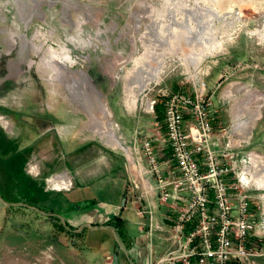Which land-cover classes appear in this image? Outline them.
<instances>
[{
  "label": "rangeland",
  "instance_id": "374dc122",
  "mask_svg": "<svg viewBox=\"0 0 264 264\" xmlns=\"http://www.w3.org/2000/svg\"><path fill=\"white\" fill-rule=\"evenodd\" d=\"M263 33L264 0H0V108L10 123L9 130L0 125V210L8 203L6 213L0 212V264H83L78 239L72 242L54 221H37V215L21 205L37 195L39 181L26 172L28 162L31 167L42 159L49 169V163L68 160V144L63 136L57 140L56 131L57 143L38 142V123L52 120L40 119L43 115H60L59 125L69 126L72 115L84 125L81 117L86 114L90 128L99 135L96 130L102 126L104 137L109 117L98 116L102 104L117 133L115 144L99 135L101 141L129 161L119 142L133 157L145 138L153 144L163 140L162 148L167 146L158 113L146 111L149 101L161 96L163 104V95L170 91L191 93L193 84L203 83L211 94L213 126L217 129L222 122L234 130V116H253L247 140L252 135L250 147L261 148L264 126L255 124L264 113ZM74 45L87 50H75ZM49 47L56 50V58L66 49V68L51 61ZM237 65L253 69L251 86H241L244 77H230V68ZM216 73L221 75L214 82ZM231 81L237 82L233 86ZM224 87L220 101L217 95ZM111 107L115 116L121 113L123 131L129 128L126 137ZM136 114L140 118L135 121ZM152 121H159L158 126ZM257 150L255 155L264 161V150ZM129 215L136 217L132 211ZM102 238L101 229L87 231L88 245ZM104 259L112 264L111 255Z\"/></svg>",
  "mask_w": 264,
  "mask_h": 264
},
{
  "label": "crops",
  "instance_id": "0c3cea01",
  "mask_svg": "<svg viewBox=\"0 0 264 264\" xmlns=\"http://www.w3.org/2000/svg\"><path fill=\"white\" fill-rule=\"evenodd\" d=\"M246 67L248 65H237L230 68L233 71L230 77H244L240 79L245 81V84L241 86H251L253 81V69ZM238 71H244L245 74H242V72L238 74ZM216 74L214 82L219 80L221 75V73ZM231 82L234 86L237 81ZM240 83L241 81H238V84ZM219 85H221V81L217 82L213 93L218 89ZM233 86H231V89ZM237 88L235 87V91H237ZM224 94L226 95L225 87L217 95L220 101L224 100ZM98 95L102 99V93H98ZM109 96L110 99L113 97L112 94ZM111 112L115 116V110L113 108ZM126 114L128 115V113ZM0 115L5 118L4 124L2 123L3 117L0 116L1 127L9 130L10 123L7 115L1 112ZM120 115L121 113L115 116L118 122V130L122 131L121 134L126 137L130 130L126 127L127 132L125 131V133L123 131L125 124H122L118 120ZM98 116H102V119L109 117L106 124L108 128H104V137L107 138L108 144H115L117 132L110 120V115L104 112V106L102 104L100 105V115ZM48 117L52 119L51 122L40 121L38 123L40 125L36 128L37 140L38 142H40V139L46 140L45 144L57 143L54 135H57V140H60V137L62 138L63 136L64 143L66 142L69 147L67 150L68 160L59 164L55 161L49 163L51 164L49 169L44 162L43 164L41 163L42 159L37 164L32 163L31 167H29L30 163L28 162L26 172L28 175L29 173H33L34 179L39 182L35 190V194H37L36 198L34 197L35 200L32 203H24L23 201L21 203L22 207L25 205L31 213L36 214L37 221H43V223L54 221L57 226H61L62 232L68 234L72 242H76L75 239H78V249L83 264H107L104 259L105 255H111L113 259L115 252L117 254L116 264L154 263L164 253L168 245L166 235L167 225L170 222L168 216L170 214H168L167 207L158 202L152 178L147 173H144L147 168L145 162L141 159L138 160L139 154L137 152H135V157H133L132 152L129 149H124L121 142L118 143L117 147H120L125 152L129 161L125 159L122 152L107 149L100 138V136L103 137V127L100 126L101 128L96 130L99 136L90 128V119L86 114L85 117H81V119L84 118V121H86L84 125L81 122H77L76 116L73 115L74 122L71 120L72 118H68L71 120L69 126L59 125L60 115L56 116L58 119L44 115L42 118H39L45 119ZM245 117L246 121L248 120L247 123L245 119L242 118V120L235 116L234 121L240 123L241 126H245L251 133L255 123L253 116L245 115ZM133 118L136 121L140 116L136 114L133 115ZM120 119H123L122 116ZM223 120L226 119L223 118ZM260 125L264 126V113L257 119L255 127ZM137 128L138 126H135L134 131ZM214 129H216L215 126ZM54 131H56V134L53 135ZM251 139L252 135L249 141L247 140L243 147L239 149L238 157L234 161V168L235 172L240 175L241 170L244 169L246 159L251 155L250 181L246 190L252 196V207H254L256 215V231H258L259 235L252 233L249 242L252 245L264 247V193L260 192L261 189H264V161L260 160L254 153L258 148H254L253 150L250 147ZM126 141L130 142L128 139ZM162 143L163 140L160 143L154 142V146L162 155L163 160L170 155V148L168 142L167 146L162 148ZM260 145L261 148L257 151L264 150V133L261 136ZM29 154H34L33 149L29 151ZM50 154L52 153H47L46 156ZM131 162L134 163L131 164ZM259 165L261 166L259 167ZM56 174H65L70 178L73 184L70 191L66 192L62 189L48 188L47 179ZM58 178L61 183H67L66 178ZM132 181L136 183L133 196L126 190ZM58 186L59 184L56 185V187ZM33 192L34 190H30V194H33ZM137 197L140 198V201L135 200ZM123 200L124 203L122 205L121 202ZM7 205L8 203L5 204L8 208ZM139 206L146 207L150 212H145L143 215L137 214ZM7 208H4V211L1 209L0 212L5 214ZM21 211L27 214L25 208H21ZM131 211L136 215L135 219L130 217L129 212ZM172 216L174 214H171L170 217ZM98 229L104 231V238L95 239L88 245L87 231L95 232ZM69 246L71 245L69 244ZM58 248L57 251H61V248ZM111 248L114 250L113 253L110 252ZM96 252L99 253L96 254ZM70 253L73 252L71 251ZM255 264H264V256L256 258Z\"/></svg>",
  "mask_w": 264,
  "mask_h": 264
},
{
  "label": "built area",
  "instance_id": "2783aa9c",
  "mask_svg": "<svg viewBox=\"0 0 264 264\" xmlns=\"http://www.w3.org/2000/svg\"><path fill=\"white\" fill-rule=\"evenodd\" d=\"M83 48L74 45L75 50ZM163 96V127L170 155L162 160L152 139L147 138L141 141L139 153L158 202L170 214L167 248L150 264H255L256 258L264 256V247L249 242L252 233L258 234L252 196L246 190L251 155L240 175L234 168L250 131L235 121L234 130L220 122L214 129L211 94L203 83L193 84L191 93L170 91ZM149 103L146 111L154 113L156 99ZM158 123L152 121L151 125L157 127ZM58 177L66 178L67 183ZM47 186L71 189L72 181L56 174L47 179ZM134 186L132 181L126 188L131 196ZM145 212L150 211L139 206L137 214ZM106 260L110 263L111 257Z\"/></svg>",
  "mask_w": 264,
  "mask_h": 264
},
{
  "label": "flooded vegetation",
  "instance_id": "af4514ba",
  "mask_svg": "<svg viewBox=\"0 0 264 264\" xmlns=\"http://www.w3.org/2000/svg\"><path fill=\"white\" fill-rule=\"evenodd\" d=\"M48 51H49L48 55L50 56L51 61L54 62L57 65V67L58 66L61 67V68H66L67 67L66 62L68 61V54L66 53V49H60L58 51L59 56L57 58L55 57L56 50L53 47H49ZM1 83H0V85H1ZM5 111H6L5 109L0 108V112L5 114V115H7V113ZM29 125H31V123H29Z\"/></svg>",
  "mask_w": 264,
  "mask_h": 264
},
{
  "label": "trees",
  "instance_id": "16d2710c",
  "mask_svg": "<svg viewBox=\"0 0 264 264\" xmlns=\"http://www.w3.org/2000/svg\"><path fill=\"white\" fill-rule=\"evenodd\" d=\"M162 97L159 96L158 100L156 101V104L154 106L155 111L158 113V119L163 122V114H162ZM113 222V221H110ZM60 228L61 226L58 225Z\"/></svg>",
  "mask_w": 264,
  "mask_h": 264
},
{
  "label": "water",
  "instance_id": "95a60500",
  "mask_svg": "<svg viewBox=\"0 0 264 264\" xmlns=\"http://www.w3.org/2000/svg\"><path fill=\"white\" fill-rule=\"evenodd\" d=\"M123 203H124V200L122 201V205H123ZM117 250V249H116ZM116 262H117V254H116V252L113 254V264H116Z\"/></svg>",
  "mask_w": 264,
  "mask_h": 264
}]
</instances>
